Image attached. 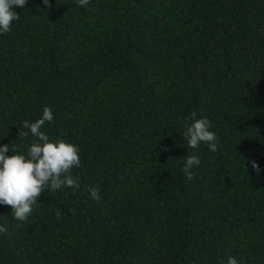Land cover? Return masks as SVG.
I'll return each mask as SVG.
<instances>
[{
    "label": "trees",
    "instance_id": "trees-1",
    "mask_svg": "<svg viewBox=\"0 0 264 264\" xmlns=\"http://www.w3.org/2000/svg\"><path fill=\"white\" fill-rule=\"evenodd\" d=\"M14 10L0 34V144L26 153L37 138L22 121L51 106L41 130L78 145L80 187L46 188L25 221L0 204V264H264V0ZM193 112L215 151L187 145ZM188 154L201 160L191 180Z\"/></svg>",
    "mask_w": 264,
    "mask_h": 264
},
{
    "label": "clouds",
    "instance_id": "clouds-1",
    "mask_svg": "<svg viewBox=\"0 0 264 264\" xmlns=\"http://www.w3.org/2000/svg\"><path fill=\"white\" fill-rule=\"evenodd\" d=\"M80 6H87L90 0H76ZM28 0H0V34L11 31L12 23L19 20L15 8H22ZM45 5L49 0H43ZM193 112L183 131L186 143L193 149L199 147L201 142L208 145L211 151L217 149V136L212 130L209 119L206 116L195 118ZM54 114L51 106L45 105L42 114L34 121L24 120L22 125L28 131L21 133L24 137L29 132L37 138L31 143L27 152L13 151L10 154L8 143L0 144V204L11 206V212L19 221H25L33 212L38 197L44 190L55 192L65 186L74 191L80 187L78 177L72 175L71 170L81 165L79 147L63 139L52 140L41 128L45 122H52ZM165 150L166 147H165ZM182 161V162H181ZM183 175L193 179L194 166L201 163L197 154L187 155L179 161ZM252 168L259 173L260 165L250 161ZM89 195L93 200H100V190L95 186L89 187ZM59 215V212L57 213ZM0 231H4L0 225ZM226 264H241L234 256H229Z\"/></svg>",
    "mask_w": 264,
    "mask_h": 264
}]
</instances>
